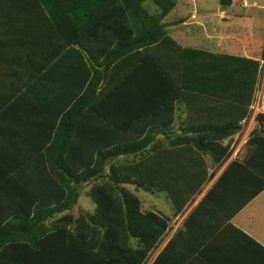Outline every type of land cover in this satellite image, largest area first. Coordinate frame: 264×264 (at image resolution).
Here are the masks:
<instances>
[{
  "label": "trees",
  "instance_id": "obj_1",
  "mask_svg": "<svg viewBox=\"0 0 264 264\" xmlns=\"http://www.w3.org/2000/svg\"><path fill=\"white\" fill-rule=\"evenodd\" d=\"M146 1L7 0L31 13L1 18L12 28L0 41L12 47L0 51L26 71L9 100L30 98L44 116L25 148L9 146L28 176H10L22 188L10 210L0 207V264H166L177 236L159 251L169 217L144 209L136 191L166 193L182 209L208 177L204 155L217 166L231 156L222 140L253 112L261 61L183 46L164 22L177 1L152 0L155 13ZM5 99L0 119L13 105ZM177 101L189 115L199 104L228 114L219 126L210 118L213 126L188 129L184 144L155 139L170 138L158 127L172 123ZM256 120L246 155L231 159L201 200L223 201L224 219L264 190V112Z\"/></svg>",
  "mask_w": 264,
  "mask_h": 264
},
{
  "label": "crops",
  "instance_id": "obj_2",
  "mask_svg": "<svg viewBox=\"0 0 264 264\" xmlns=\"http://www.w3.org/2000/svg\"><path fill=\"white\" fill-rule=\"evenodd\" d=\"M195 5L196 8L194 7ZM186 7L190 15H182L179 19L182 20L183 24H188L186 22L190 18H195L196 25L204 32L205 39L209 40L210 45L207 47L202 46L203 48L215 52L253 57L260 60L259 51L261 48L257 51L254 48L243 46V51L236 53L234 52V47L228 44L227 49H220L225 47L223 44L224 40H233L238 37L230 28V21L233 15H235L234 9L221 7L222 9L219 10L220 13H214L217 19L208 20L199 18V15L203 11H207L204 9L200 10L196 3L192 4L188 2ZM8 15L10 17L12 15L21 17L23 15H31V13L23 12L21 9L10 8L7 0H0V38L5 40H8L6 37H8L9 29L12 26L2 25L1 22L3 17ZM179 19H176V21ZM20 30L21 28L18 26L14 32H19ZM13 39H16V37ZM5 40L0 41V45ZM2 47L11 48V42H5ZM1 52L5 53L7 60L0 58V101H4L6 98V102L11 97V93L15 91L13 90L11 92V87L20 81L19 77L20 79L26 77V71L17 65L14 67L10 66L8 52L4 50H1ZM258 91L259 95L257 96ZM257 92L254 102L255 108L250 116L242 120V129L222 140L223 144L231 143L230 145H232L238 139L239 145L235 147L231 156L224 163L217 166L209 155H204L208 165V177L202 185V188L197 191L194 199L186 203L182 209L176 208L171 200V204L165 205L162 209L152 204L150 209L162 210L169 217V227L163 237L159 251L165 248L177 236L171 248L175 252L173 251V255H169L166 264H264V249H262V247L264 248V198L259 200L260 197H263L264 190L240 211L231 215L229 219H224V213L219 211L227 208L223 201L219 202L218 199L213 200L211 198L207 202L202 201L201 203L203 197L212 188L231 159L236 156L238 157L243 145L247 144L250 133L257 126L256 115L259 112H264V71H262V68L258 80ZM9 101L13 103L10 107V114L5 117L6 119H0V155L3 160H7V163H1L2 161H0V178H7L6 181L0 183V207L7 208L8 210L13 207L14 203L11 200L12 192H19L22 188V185H15L17 183L16 180H10L14 175H16L14 177H18L17 175L21 174L20 179L28 176L26 171L20 172L21 167L19 161L21 157L16 158L9 146L15 143L16 149L21 145L25 148L28 130L32 128L36 131L37 126L32 127V125H37L34 120L41 119L43 121L44 116L39 106L30 104V98L21 101ZM191 110V115H189L186 112L185 105L177 101L174 106V119L172 123L168 126L160 124L158 127L163 130L169 129L171 132L169 133L170 138L161 132L157 133L155 139L162 137L166 142L171 139L182 141L181 144H184L188 129L193 130L199 127L213 126V123L209 121L211 120L210 118H213V121L217 120L215 124L219 126L221 121L218 120L228 114V111L223 108H212L203 104L196 105ZM198 134H203V132L196 133L195 136H198ZM14 149L13 147L12 150ZM237 151L238 153H236ZM195 158L201 162L199 156ZM181 159L184 162H189L187 155L181 156ZM182 167L185 168L183 172L187 174L201 175L206 172L197 169L190 170L193 172L191 173L185 165H182ZM11 175L12 177H10ZM148 192L152 194L157 193L150 190ZM199 204L200 206L198 207ZM196 207L199 210H196Z\"/></svg>",
  "mask_w": 264,
  "mask_h": 264
},
{
  "label": "rangeland",
  "instance_id": "obj_3",
  "mask_svg": "<svg viewBox=\"0 0 264 264\" xmlns=\"http://www.w3.org/2000/svg\"><path fill=\"white\" fill-rule=\"evenodd\" d=\"M177 5L174 8L164 22L167 24L170 34L176 38L181 44L191 47L209 46V40L205 39L204 32L199 29L194 21L195 18H190L186 23L177 22L182 15L189 16L190 12L186 7L188 2L196 3L200 10L203 11L199 18L213 20L217 19L215 12H219L223 8L234 9L235 15L230 21V28L238 37L230 40L223 41L225 47L221 50L227 49V45L231 44L234 47V52L241 53L243 46H248L259 51V57L262 62V71H264V0H230L231 3H227V0H176ZM233 5V6H231ZM145 8L155 13L157 11V4L152 0L144 2ZM229 6V7H228ZM196 8V5L194 6ZM225 10V9H224ZM220 13V12H219ZM249 14V15H247ZM209 23V22H208ZM228 27V24H227ZM211 42V39H210ZM262 45V47H260ZM259 91L257 92V96ZM239 145L237 139L236 143L231 145L233 150ZM247 145L244 144L238 157L243 158L246 155ZM133 188V186H132ZM134 189V188H133ZM142 200V206L144 209H150L152 204L159 206L161 209L168 204H171L167 194L163 192L149 193L148 190L140 188L136 191ZM82 202L84 205L89 203V197L87 195L82 196ZM260 197L259 200L263 199ZM93 206V202L90 201Z\"/></svg>",
  "mask_w": 264,
  "mask_h": 264
},
{
  "label": "built area",
  "instance_id": "obj_4",
  "mask_svg": "<svg viewBox=\"0 0 264 264\" xmlns=\"http://www.w3.org/2000/svg\"><path fill=\"white\" fill-rule=\"evenodd\" d=\"M255 108V106H254V104H253V109ZM239 148V147H238ZM236 153H238V151L236 152Z\"/></svg>",
  "mask_w": 264,
  "mask_h": 264
},
{
  "label": "clouds",
  "instance_id": "obj_5",
  "mask_svg": "<svg viewBox=\"0 0 264 264\" xmlns=\"http://www.w3.org/2000/svg\"><path fill=\"white\" fill-rule=\"evenodd\" d=\"M234 145V144H233ZM230 147L232 148V152H233V147L230 145ZM237 157V156H236Z\"/></svg>",
  "mask_w": 264,
  "mask_h": 264
}]
</instances>
